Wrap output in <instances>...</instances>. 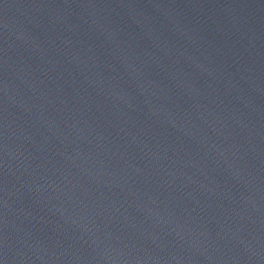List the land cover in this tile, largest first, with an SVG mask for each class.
Masks as SVG:
<instances>
[{"label": "water", "instance_id": "obj_1", "mask_svg": "<svg viewBox=\"0 0 264 264\" xmlns=\"http://www.w3.org/2000/svg\"><path fill=\"white\" fill-rule=\"evenodd\" d=\"M0 264H264V0H0Z\"/></svg>", "mask_w": 264, "mask_h": 264}]
</instances>
